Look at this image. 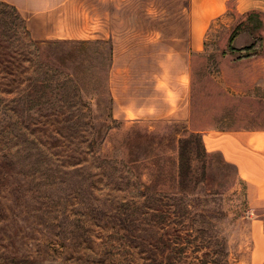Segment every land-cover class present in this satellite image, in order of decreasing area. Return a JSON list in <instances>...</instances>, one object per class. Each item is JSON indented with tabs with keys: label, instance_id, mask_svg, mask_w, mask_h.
Listing matches in <instances>:
<instances>
[{
	"label": "rangeland",
	"instance_id": "374dc122",
	"mask_svg": "<svg viewBox=\"0 0 264 264\" xmlns=\"http://www.w3.org/2000/svg\"><path fill=\"white\" fill-rule=\"evenodd\" d=\"M1 2L0 260L264 264V204L250 208L236 167L193 134L264 130L263 16L246 52V28L228 44L246 12L212 23L192 56L191 122L126 120L108 42H33Z\"/></svg>",
	"mask_w": 264,
	"mask_h": 264
},
{
	"label": "crops",
	"instance_id": "0c3cea01",
	"mask_svg": "<svg viewBox=\"0 0 264 264\" xmlns=\"http://www.w3.org/2000/svg\"><path fill=\"white\" fill-rule=\"evenodd\" d=\"M34 42H108L114 118L191 122L193 53L228 11L264 13V0H0ZM174 5V6H173ZM207 151L237 169L250 208L264 204V130L200 131ZM259 219L253 224L261 225Z\"/></svg>",
	"mask_w": 264,
	"mask_h": 264
},
{
	"label": "trees",
	"instance_id": "16d2710c",
	"mask_svg": "<svg viewBox=\"0 0 264 264\" xmlns=\"http://www.w3.org/2000/svg\"><path fill=\"white\" fill-rule=\"evenodd\" d=\"M1 3L7 4V3H4V2H1ZM7 5H9V4H7ZM246 16H247V20H243V21L239 22L238 25L236 26V28L231 32V34L229 36L228 44H229V48L232 51H237V49L233 46V43L235 42L236 38L239 36L240 32L244 28H246V30L249 31L250 35L253 37V43L251 45L247 46V47H244V48L240 49L241 52H246L248 50H251L253 47L258 46L257 42L260 43L262 41V37L260 36V32H261V29H262V22H261V19L259 17L260 16L264 17V13L261 12V11H258V10H250V11L246 12ZM254 19H257L258 21L254 22V24H252L249 27L246 22L248 20L252 21ZM26 35H27V38L29 40L33 41L31 39L29 33L27 32V30H26ZM250 56L251 55L249 53H246L245 55H241V56L237 57V60H242V59H245V58H249ZM193 134H195V136L198 137V139H199L198 141H199L200 145H202V148H204V151H206V153H207V150L205 149V146H204V143H203V139H202L201 133L200 132H195V133L193 132ZM181 142L184 143L183 141H181ZM189 144H190V142H188L186 144L187 145L186 148H188ZM183 157H184V153H183ZM182 168H183V163L181 162L180 163V169H182ZM30 263H31L30 261L16 259V258H9V259H5V260H0V264H30Z\"/></svg>",
	"mask_w": 264,
	"mask_h": 264
}]
</instances>
